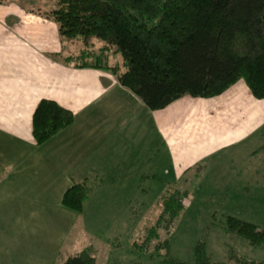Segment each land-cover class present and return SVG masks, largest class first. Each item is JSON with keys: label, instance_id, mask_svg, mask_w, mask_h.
<instances>
[{"label": "rangeland", "instance_id": "374dc122", "mask_svg": "<svg viewBox=\"0 0 264 264\" xmlns=\"http://www.w3.org/2000/svg\"><path fill=\"white\" fill-rule=\"evenodd\" d=\"M54 5L0 0V55L7 59L14 56L8 47L22 48L17 66L0 68V95L22 94L24 104L54 97L73 113L69 124L35 143L29 121L8 122L7 113L21 108L7 105L23 103H0V264H57L85 248L98 264H159L165 255L188 263L198 241L222 264L264 261V244L252 245L224 224L233 215L264 226V98H253L240 78L216 96L182 95L198 101L168 105L172 121L163 122L159 112H152L155 118L137 95L118 87L110 70L79 71L88 69L82 60L101 55L108 64L120 63V54L95 37L84 43L62 34L49 12ZM95 79L104 86L91 87ZM179 112L203 119L178 129ZM245 128L247 136L233 139ZM196 134L224 145L176 174L164 145L197 144L191 141ZM80 180L88 192L75 210L60 196ZM175 187L184 191L183 207L166 232L154 225L159 197ZM152 227L147 248L136 246ZM165 238L167 247L159 243Z\"/></svg>", "mask_w": 264, "mask_h": 264}, {"label": "trees", "instance_id": "16d2710c", "mask_svg": "<svg viewBox=\"0 0 264 264\" xmlns=\"http://www.w3.org/2000/svg\"><path fill=\"white\" fill-rule=\"evenodd\" d=\"M54 4L49 12L62 34L79 36L84 43L95 37L121 57L120 63L108 64L96 55L81 65L110 70L149 109L163 108L185 94L216 96L240 78L253 98H264V0H54ZM72 118L69 107L41 97L29 117L30 135L40 143ZM87 192L85 180L75 181L62 191L60 201L79 210ZM181 195L184 191L178 187L166 189L159 197L154 225L163 224L168 231L183 207ZM224 224L250 244H264V226L233 215H226ZM153 229L141 243H133L147 248ZM159 243L168 244L166 238ZM192 251L188 263L165 255L159 264H222L210 259L202 241ZM57 264L98 263L85 248Z\"/></svg>", "mask_w": 264, "mask_h": 264}, {"label": "crops", "instance_id": "0c3cea01", "mask_svg": "<svg viewBox=\"0 0 264 264\" xmlns=\"http://www.w3.org/2000/svg\"><path fill=\"white\" fill-rule=\"evenodd\" d=\"M3 19H5V8H0V27L3 26L2 25V23L4 22ZM8 49L11 53L14 54V56L6 59V54L0 55V68H2V69H4V67L7 65H12V64L13 65L15 64L17 66L18 60H20L22 57V56H18V54L22 53V48L15 46V47H8ZM44 61H46V60H44ZM53 65H54V63H53ZM84 68H88V69H85V70L79 69V71L94 73L97 75L98 74L100 75V73H101V71L98 67L86 66ZM2 69H0V75L3 72ZM113 77H115V76L113 75ZM116 82H117V85H119L118 87H121L122 90L128 89L127 87L121 85L117 79H116ZM0 83H1V78H0ZM102 83H103V81H101V80H100V82L97 79L90 80L91 87L99 86V89H100V88H102V86H104V84H102ZM97 91H98V89H97ZM128 91H130V90L128 89ZM246 96H248V95H246ZM41 97H45V96H41ZM41 97H39V98H41ZM25 98H26V96H23L22 94L3 95V96L0 95V103L4 102V100H6L8 102L20 101L23 103L25 101ZM39 98H28V100H29L28 104L23 103L22 107H20L19 105L18 106L7 105V107L10 108V110H13V109L19 110L21 108L20 111H12V112L7 113V116L9 118L8 122L13 123L12 126L17 125V124H21V123H24V125H26L27 121H29L31 111H32L35 103L37 102V100ZM48 98L55 99L54 97H48ZM56 101L59 102L58 100H56ZM184 101H198V100H197V98L195 100H191V99L187 98L186 96H181L178 99L174 100L173 102L169 103L168 105H171L173 103V105L175 104V106H177L178 104L183 103ZM59 103L62 104L61 102H59ZM141 103L144 105L142 100H141ZM62 105H64V104H62ZM168 105L163 107V108H160V109H151V111H150L151 115H153L152 112H154V113L159 112V114L162 117L163 122L172 121V119H170V117H169V120L166 119V115H168V110H167ZM64 106H66V105H64ZM22 111H23V116H22L23 119H21L22 117H19ZM153 116L155 117V114ZM183 117H184L183 113H181V112L175 113V118L177 119V121L179 123V125H177L178 129H181L180 125H185V126H188L189 128H191V126L197 122V118L199 120L203 119L200 114H198L197 116L195 114H193L192 116L187 117L186 119H184ZM184 122H185V124H184ZM124 124H126V123H124ZM29 126H30V124H29ZM195 130L196 129L194 128V131ZM196 135H197V139H191V141H196L197 144L191 145V143L189 142L188 144L184 145L182 143V140L181 141L175 140V142H173V143H170V144L167 143L164 145L163 149L165 152V156L168 155V156H170V160L172 159V164H173V167H175L176 174L185 173L193 164L197 163L198 161H202L208 155H210L213 152H215L216 150H218L219 146L224 145V143L220 144V145H216V144H214L215 141L211 142L210 140H208L204 136L202 138L200 134H196ZM245 136H247L246 128H245V130H242V132L240 133V137H233V139H239V138L245 137ZM185 139L190 141L189 136H186ZM137 173H138V176H141V175L142 176L143 175L150 176V175H152V172H150V171L147 173H144V171H141V172L137 171L135 173L136 176H137Z\"/></svg>", "mask_w": 264, "mask_h": 264}]
</instances>
